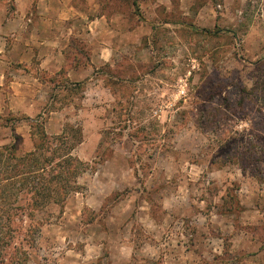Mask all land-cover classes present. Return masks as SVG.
<instances>
[{"label": "rangeland", "instance_id": "obj_1", "mask_svg": "<svg viewBox=\"0 0 264 264\" xmlns=\"http://www.w3.org/2000/svg\"><path fill=\"white\" fill-rule=\"evenodd\" d=\"M71 2L86 18L57 74L76 65L79 85L52 92L45 114L0 115V149L18 161L41 128L70 134L83 169L33 218L21 177L2 182L9 264H264V0ZM102 14L110 24L85 33ZM2 159L0 180L15 164Z\"/></svg>", "mask_w": 264, "mask_h": 264}, {"label": "crops", "instance_id": "obj_2", "mask_svg": "<svg viewBox=\"0 0 264 264\" xmlns=\"http://www.w3.org/2000/svg\"><path fill=\"white\" fill-rule=\"evenodd\" d=\"M8 1H11V7ZM25 1L0 2V102L3 104L0 106V115L7 112L12 115L25 114L31 118L44 113L46 103L54 92L41 80L39 73L55 74L60 71L65 39L81 35L83 28L79 21L86 18V11L81 7L75 9L71 0H58L59 4L51 2L53 5L48 6L44 0H34L32 9ZM31 13L35 15L32 22L28 15ZM111 20L103 14L90 17L84 25L85 33H93L96 22L104 27ZM94 57V54L89 55V61L82 68L86 77L94 73ZM34 60L35 68H30L29 64ZM13 64L25 65L28 69L16 72L18 79L8 81V69ZM76 68V65L68 67L65 72L67 80L71 81L69 78ZM3 87L5 94L1 92ZM49 89L51 94L47 91ZM56 112L48 111L49 115Z\"/></svg>", "mask_w": 264, "mask_h": 264}, {"label": "trees", "instance_id": "obj_3", "mask_svg": "<svg viewBox=\"0 0 264 264\" xmlns=\"http://www.w3.org/2000/svg\"><path fill=\"white\" fill-rule=\"evenodd\" d=\"M50 81L49 86L53 93L61 86L65 88V85H79L71 83L65 77H59L57 73ZM37 133L38 141L33 144L32 152L19 157L18 161L17 157L11 154L13 145L9 149H0V160L5 166L9 163L7 159L3 160L2 156L15 161L11 170L5 172V176L0 180V185L2 182L21 177L19 185L23 186V192L29 199L25 202V215L29 218H33L35 209H41L51 202L59 204L65 200L68 193L75 189V180L83 169L79 166L80 161L71 156V149L79 143L77 136L66 134L53 138L46 135L42 128ZM7 219L10 220V217ZM8 242L6 236L0 238V264H9L12 259V255L6 254Z\"/></svg>", "mask_w": 264, "mask_h": 264}]
</instances>
